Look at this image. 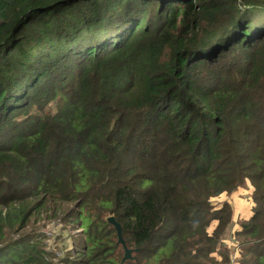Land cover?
Wrapping results in <instances>:
<instances>
[{
  "label": "trees",
  "instance_id": "trees-1",
  "mask_svg": "<svg viewBox=\"0 0 264 264\" xmlns=\"http://www.w3.org/2000/svg\"><path fill=\"white\" fill-rule=\"evenodd\" d=\"M243 182L264 264V0H0V264H228Z\"/></svg>",
  "mask_w": 264,
  "mask_h": 264
},
{
  "label": "rangeland",
  "instance_id": "rangeland-1",
  "mask_svg": "<svg viewBox=\"0 0 264 264\" xmlns=\"http://www.w3.org/2000/svg\"><path fill=\"white\" fill-rule=\"evenodd\" d=\"M252 191V185L249 182H243L240 186L236 187L233 191L230 193H222L216 197L213 198L214 203L218 201L220 203L222 200H232L233 197H242L244 202L247 204V208H249V205L252 203L250 193ZM231 206L232 201L230 202ZM246 208V209H247ZM233 209V208H232ZM112 215V214H109ZM108 215V216H109ZM241 218H244V216H239L237 219L230 221L228 224L225 232L222 234L221 243H219L220 246H224L226 243L228 244V251H230V259L231 261L228 264H236L234 261L238 258H240L239 253L237 250V245L234 237L231 236V229L235 225V223H239ZM107 219V216H106ZM215 221L211 222L208 226V230H212L215 226ZM42 230L46 232V238H45V247L49 251V253H56L58 252V255L64 254L69 255L71 252L69 251L70 248H75L76 245H80L79 242H75V240L80 236V225L75 222V220H52L45 224L42 227ZM231 237V238H230ZM74 238V240H73ZM233 238V239H232ZM226 244V245H227ZM213 257L216 259H212L213 262H209V264H215V261H220L219 257V251L213 252ZM218 258V259H217ZM45 264H66L64 261H62L58 257H52L50 261L45 262Z\"/></svg>",
  "mask_w": 264,
  "mask_h": 264
},
{
  "label": "water",
  "instance_id": "water-1",
  "mask_svg": "<svg viewBox=\"0 0 264 264\" xmlns=\"http://www.w3.org/2000/svg\"><path fill=\"white\" fill-rule=\"evenodd\" d=\"M107 221L110 222L117 234V243L121 244L123 246V255L121 257L120 263L119 264H124L128 260H133L134 255L133 252L138 250L139 248H131L126 245V241L123 237L122 233V227L120 223L115 219L114 215H109L107 216Z\"/></svg>",
  "mask_w": 264,
  "mask_h": 264
},
{
  "label": "crops",
  "instance_id": "crops-1",
  "mask_svg": "<svg viewBox=\"0 0 264 264\" xmlns=\"http://www.w3.org/2000/svg\"><path fill=\"white\" fill-rule=\"evenodd\" d=\"M229 200L232 201L233 205V220L237 219L239 216L247 218L250 215L251 209L247 208V204L242 197H233L232 200ZM249 208H251V204L249 205Z\"/></svg>",
  "mask_w": 264,
  "mask_h": 264
}]
</instances>
